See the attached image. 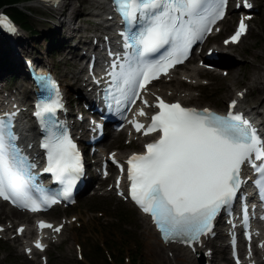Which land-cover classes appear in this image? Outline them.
Masks as SVG:
<instances>
[{
    "label": "snow or ice",
    "instance_id": "6c2138e0",
    "mask_svg": "<svg viewBox=\"0 0 264 264\" xmlns=\"http://www.w3.org/2000/svg\"><path fill=\"white\" fill-rule=\"evenodd\" d=\"M225 2L113 0L115 10L127 26L122 35L124 47L131 53H126V63H113L107 98L117 105L122 100L132 102L138 97V90L182 62L190 46L210 31V25L223 18ZM245 30L241 21L231 42H238ZM166 45L172 49L167 57L156 62L147 59ZM44 85L56 89L54 81L45 80ZM157 100L155 105L143 101L147 107L158 109L146 129L132 121L137 131L145 129V135L156 132L159 139L147 143L143 154H133L128 159L130 195L151 215L165 242L178 240L191 245L211 233L214 218L231 205L242 184L240 172L245 163L260 175L256 183L264 188V141L247 121L231 112L235 101L229 105L228 115L220 116L209 109L197 111ZM60 106L58 101L44 103L36 115L47 133L42 143L47 155L44 171L67 183L63 193L67 197L71 176L80 170V165L75 145L54 120ZM138 115L147 113L141 109ZM12 127L11 115L0 118V197L36 212L49 198L33 183L30 170L34 165L28 163L16 146L17 136ZM33 191L39 193L38 198L32 195ZM39 227L52 228V225L41 222ZM54 231L59 232L60 228ZM36 247L42 249L39 241Z\"/></svg>",
    "mask_w": 264,
    "mask_h": 264
},
{
    "label": "rangeland",
    "instance_id": "374dc122",
    "mask_svg": "<svg viewBox=\"0 0 264 264\" xmlns=\"http://www.w3.org/2000/svg\"><path fill=\"white\" fill-rule=\"evenodd\" d=\"M29 1L32 0L20 3L18 6L30 14L29 23L34 26L38 34L34 35L28 30L21 29L22 31L19 30L20 35L9 44V54L6 56L10 61H13L12 65L14 69H8L7 65L5 67L0 66V72L4 76V78H0V89L2 88L3 91L11 90L17 92L19 91L17 89L19 86L21 87L20 91H24L29 85H32L24 65V57H29V55L35 57L39 62H48L50 68H53L57 72L65 85L66 83H70L73 80V74L69 72H73L83 65L82 57L85 58V54L87 53V50L84 48H89L91 45V34L93 32H88V30H94L92 17H81L86 11L93 10L88 4L70 0L66 3L61 13H64V16H60V14L58 15L49 7L25 6ZM254 1L255 7H257V14L253 19L248 35L244 37L240 45L227 47L228 53H233V55L230 57L228 55L225 63L219 66L224 70H228V75L224 76L218 70L207 69V71L201 74V83L199 86H192L186 80H183L182 83H177L175 80L165 81L163 79L156 82L154 86L156 85L165 90L167 88L165 84H171L173 88L178 90L189 89V92L194 93L189 102L191 105L209 106L224 111L227 108L229 99L226 92L231 89L229 82L236 80L233 89H242L248 86V80L255 71H260L264 75V0ZM77 7L83 11L82 15H79L77 12ZM5 8L7 6L0 9L6 10ZM55 15H58V18ZM65 15L75 17L73 22L77 21L76 23L85 20L84 24L88 30L82 29L69 40L68 37L71 33L66 30L67 26L65 27L61 23L65 19ZM237 17V15L234 17L232 26H226L218 37L214 38L212 42L205 46L203 54H200V56L197 55L196 49V54L186 64L178 67L177 72L197 64L205 68L204 64L201 65L203 60L200 58L207 54L206 49L223 44V38L234 29ZM221 24L223 28L224 24ZM25 36L29 39L31 51L23 52L20 49L22 51V57L14 58L11 56L12 44L15 40L17 43L22 44V39ZM80 37L82 38L81 42ZM85 38L87 41H85ZM57 40H59V43L53 44ZM76 44H78V47L73 49L72 47ZM83 52L85 54L82 56ZM219 55L221 57L220 53ZM205 63L216 64L215 61L214 63ZM22 69L24 70L23 74L21 73ZM78 82L76 86L79 85ZM68 85L71 87L72 83ZM65 90L68 98L72 101V106H70L71 111L74 114H80L84 122L87 123V114L90 111L86 112L85 105L80 103L81 100L77 98L76 95L79 91L76 92L74 91L75 89L71 88H65ZM254 97L253 90L248 95V102L253 103ZM172 98L170 97V99ZM126 130L120 132L117 140L113 143L109 144L107 141L110 136L107 137L101 146L105 149L106 154L117 150L118 153L125 156L129 151L143 149L142 143L137 141L129 143L130 139L128 138V132ZM89 160L92 163L93 159L91 156H89ZM88 172L89 177H93L97 174L98 169H95L92 165L89 167ZM112 183L113 178L104 180L99 177L97 182L92 181L90 183L89 181L87 189L78 196L77 202L74 205L68 207L60 205L48 213H43L41 215L42 217L53 220L55 223L65 218L70 219L73 226L68 227L64 225L63 232L61 233L62 239L58 243H50L45 252L31 256L32 259L25 255L20 241L16 238H11L12 235H15L16 225L20 223V219L16 218L11 235H7L6 237L2 234V237H0V259H4L1 264H95L88 258V255L95 249L96 245L100 244L104 246V243H112V241L115 243H130L125 247L126 251L124 256H126V260L128 255L131 254V249H134L132 244H138L139 249L142 250L141 259L147 264H189L188 261L185 263L176 261L166 250L163 251L165 260H162V255L159 250L160 246L151 241V235L147 233L144 227L140 212L130 202L116 195L115 190H112ZM4 209H9L6 204L1 206L0 213ZM36 216L38 215L30 217L32 223H34ZM23 218H27L24 213ZM6 223L11 224L10 220L0 214V224ZM216 243L218 242L216 241ZM226 255L230 257L228 250L226 251ZM117 256L120 259L119 254ZM195 256L197 260L199 259V255H194L192 260L194 263ZM223 261L225 264H233L231 259L230 261ZM197 264H200V262Z\"/></svg>",
    "mask_w": 264,
    "mask_h": 264
},
{
    "label": "bare ground",
    "instance_id": "6f19581e",
    "mask_svg": "<svg viewBox=\"0 0 264 264\" xmlns=\"http://www.w3.org/2000/svg\"><path fill=\"white\" fill-rule=\"evenodd\" d=\"M68 1H70V0H58L57 7H50V3L47 2V0H32V1H29V3H26L25 6H34V7H43V8L49 7L52 11H54L58 15L60 14V16H64V13L63 14H61V13L64 10L65 5ZM76 1H81L83 3H86L93 9L92 11H86L82 15L83 11H81L77 7V9H78L77 12L79 13V15H82L81 17H92V20H93L92 26H93L94 30H88L87 26L84 24L85 20L80 21V23H76L77 21L73 22L75 20V17H73L71 15H65V19L62 20L61 23L63 26H65V27L67 26L66 30L70 31V33H71L70 36L68 37V39L69 40L72 39L77 34V32L81 31L82 29L88 30V32H91V33L93 32L94 34L93 33L91 34L92 40H91V45L89 48L90 51L92 49V46L97 47L98 45H102L106 39H111L113 41V39H114V32H113L114 21H113V19L109 18V15L113 14V11H112L113 5H111L110 1L109 0H76ZM252 1L255 3L254 0H252ZM234 3H235V0H234ZM58 15H55V17L58 18ZM236 15L237 14H236L235 10L227 12V17L224 19V21H222L225 28L227 25H230L232 23V21L234 20V17ZM55 22H57V21H55ZM73 24H75V25L73 26ZM248 33H249V31H248ZM248 33H247V35H248ZM78 34H80V33H78ZM243 39H244V37L241 38V41L237 45L230 44V47L240 45L241 42L243 41ZM22 40H23L22 44L17 43L16 40L12 44L11 56H13L14 58L22 57V51L23 52H28V51L30 52L31 51L29 39L25 36ZM94 40H96V44H98V45H94ZM81 41H82V38L80 37V42ZM85 41H87L86 38H85ZM18 46H20V47H18ZM76 47H78V44H76L72 48L74 49ZM84 49H86V48H84ZM209 49H211V52L217 51L221 54L220 59L213 60V61L216 62L217 67L219 68V69L217 68L215 70H218V72L222 73V71L224 69L219 67V66L221 64H224L225 59L228 58V55L230 57L233 55V53H228L227 47H225L223 44H221L220 46L210 47ZM102 50H103V48L100 50V52H98V54L100 55L99 56V62L100 63L102 60L101 55L104 54V52H102ZM206 50H208V49H206ZM84 54H85V52H83L82 56ZM207 54L204 57H201L200 59H202V60L207 59ZM222 55H223V57H222ZM187 62H188V60H187ZM41 63L44 64L45 66L48 65L50 67L48 62L42 61ZM86 67H88V64L87 65H81V67H78L75 71L69 72L70 74H73V76H72L73 80L70 83H66V85L64 84V87L75 89L74 91H76V92L81 91L83 94H84L85 89L88 90L87 92H85L86 93L85 98H86L87 94L90 95L93 92V88H94V85H93L94 82L90 79V73L87 72ZM36 68L38 69L37 73H39V74H47L48 73V70H46L45 68H42V67L39 68V65H37ZM177 71H178V68H176V70L172 71L169 75L162 76L160 78V80L161 79H163L165 81L175 80V81H177V83H182L183 80H186V81H189L192 84V86H199L201 83V80H200L201 74H203V72L207 71V69L203 68L197 64V65H192L190 67H187V69H181L179 72H177ZM21 73L22 74L24 73L23 69H22ZM2 74L3 73L0 72V78L1 79L4 78V76ZM228 74H229V72H228ZM18 77H20V75H18ZM236 77H237V75H236ZM77 82L79 83L78 86H76ZM235 82H236V80H232L231 82H229V86L231 89H229L226 92V95L229 96L228 102L231 99L236 98L238 101V106H239L238 109L239 110H243L246 114L251 115V116H255V118L262 121L261 126H262V130L264 133V75H262L260 71H255L251 75L250 79L248 80V86L245 88H242V89H233V85L235 84ZM71 83H72V86L69 87L68 84H71ZM165 85H167V86H165V87H167L165 90L162 89L161 87L156 86V85L151 86V90H153L154 92H156L158 94L163 95L168 101H181L186 105H191L189 102L194 95L193 92H191V91L189 92V89H186V90L175 89L171 86V84H165ZM20 88L21 87L19 86L17 89L20 90ZM253 90H254V95H255L254 102L249 103L248 102V95L250 92H253ZM1 91H3L2 88L0 89V92ZM13 93H17V92L13 91ZM22 93L24 94L23 99L30 100L29 98H31L32 100H34V98H35V87L33 85H29L26 89H24V91H22ZM170 97H173V98L170 99ZM34 102L35 101H32L31 104L33 105ZM228 102H227V108L224 111H221V110H218V111H220L222 113L227 111ZM3 106H6V105H3ZM200 107H205V106H200ZM261 107H262V109H261ZM33 109L34 108L32 106L30 107L29 110L25 109L23 111L22 119L30 117ZM78 120H77V124L79 123L80 127L83 126L85 128V126L87 125L88 130L92 129V126L90 124L89 115L87 116V121H88L87 123H85L84 120H82V119L80 121H78ZM20 125L25 131L32 133L28 129V127H29L28 121L23 120ZM109 136L110 137H109L107 142L110 144V143H113L117 140L119 133L113 132ZM133 137H137V142L142 143V144H144L146 141L153 138V137H143L140 134L135 135ZM128 138H130V136ZM98 151L102 152V157L105 155L108 156V154L105 153V149L103 147L99 146ZM141 151H143V149ZM112 152L115 156H121V154L116 152V151H112ZM131 152L132 151H129L124 157H127ZM98 180H99V174L94 175L93 177L92 176L90 177V183H92V181L97 182ZM115 180H116V176H114V182H113L114 188H115ZM115 191H117V190H115ZM4 204L5 203H0V210H1V206ZM55 207H57V205H55L53 208H55ZM0 214H2V216L7 218L8 220H10V223H11V224H9V223L0 224V225L5 227V230L0 231V233L6 237H7V235H11V233H12L11 228L13 227V224H15V222H16L15 219L16 218L20 219V223L18 225H16L15 235L14 236L12 235L11 238L12 239L16 238L17 240H19L21 243L22 250L25 251V255L28 258L32 259L30 254H26V250L28 248H32L33 240H34L33 237L37 236V232H36V225L31 222L30 217L35 216V215H42V213L29 214V213L25 212V214H27L28 217L23 218L22 213L18 212L17 209L9 208V209L2 210ZM140 216L143 219L144 227H145L147 233L151 235V241L160 246L159 250H160V253L162 255V260H165V257L163 256V251H165V250L169 253L170 256H172V258H174L176 261H180L181 263H185L186 261H188L189 264H197L199 262L200 258L197 260L196 256H195V258H194L195 263L192 262V260H193L194 255L198 256L200 254H201V257H205L206 263H211V264H225L223 260L230 261V259H231L230 257H227V255H226V251L228 250V252H229V248L226 245V240L228 237L226 238V236H227L226 226L224 223H222V227L217 229V235L215 238L203 237L200 242H197V244H195V250H193V249H191V248H189L183 244H179V243H175V242H172V243L163 242L161 237H160V232L152 224L150 217L148 215L142 214L141 212H140ZM43 218H46V217H43ZM50 221H53V220H50ZM60 223L61 224L64 223L68 227L73 226L72 221L70 219H67V218H65L62 221L57 222L55 224L57 225ZM20 225L26 226V229L24 230V233L22 235H18V233H17V228ZM62 232H63V230L61 231V233ZM255 232L259 236L258 241H261L264 239V227L256 226ZM61 233H57V232L52 231V230H47L46 232H44L42 234V236L44 237L45 241H47L49 244L52 242L58 243L62 239ZM221 240H225V241H221ZM216 241L218 243H216ZM244 249H245V252H244L245 258H247L248 254H250V253L252 254V257L247 260V264H253L254 261H256L257 264H264V246H258V243H252V244H250V248L245 246ZM3 261H4V259L3 260L0 259V264Z\"/></svg>",
    "mask_w": 264,
    "mask_h": 264
},
{
    "label": "trees",
    "instance_id": "16d2710c",
    "mask_svg": "<svg viewBox=\"0 0 264 264\" xmlns=\"http://www.w3.org/2000/svg\"><path fill=\"white\" fill-rule=\"evenodd\" d=\"M27 1L28 0H0V8L7 6L5 11L9 13L22 28L37 35V30L29 23L30 14L18 6V4ZM48 39L50 40V38ZM55 43H59V40L53 42V44ZM8 54L9 42L6 38L0 35V66L5 67L7 65L8 69H14L12 65L13 61H10L7 58ZM129 244L130 243H115L114 241H112V243H104V246L98 244L88 255V258L95 264H147L141 259L142 250L139 249L138 244H132L135 250L133 248L131 249V254L128 255L126 260V256H124L126 251L125 247ZM116 253L119 254L120 259H118Z\"/></svg>",
    "mask_w": 264,
    "mask_h": 264
},
{
    "label": "water",
    "instance_id": "95a60500",
    "mask_svg": "<svg viewBox=\"0 0 264 264\" xmlns=\"http://www.w3.org/2000/svg\"><path fill=\"white\" fill-rule=\"evenodd\" d=\"M201 261H202V262H204V260H203V259H201Z\"/></svg>",
    "mask_w": 264,
    "mask_h": 264
}]
</instances>
